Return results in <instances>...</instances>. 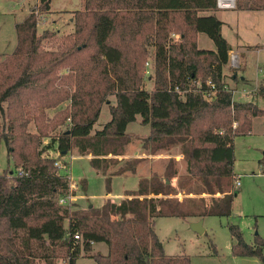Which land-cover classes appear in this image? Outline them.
Here are the masks:
<instances>
[{
	"label": "trees",
	"instance_id": "1",
	"mask_svg": "<svg viewBox=\"0 0 264 264\" xmlns=\"http://www.w3.org/2000/svg\"><path fill=\"white\" fill-rule=\"evenodd\" d=\"M38 5L47 11L49 0ZM234 8L264 10V0H235ZM216 10V0H83L72 12L73 30L61 37L48 29L38 33L36 9L15 24L16 45L0 57V145L13 166L0 174V264H55L59 258L75 264L81 252L93 264H190L187 255L165 253L153 219L229 216L234 138L249 133L254 118L264 120V107L234 100L223 81L230 45ZM199 33L214 50L198 48ZM148 46L154 49L151 90L144 85ZM207 80L217 89L210 100L203 96ZM256 92L264 99V83ZM64 102L49 118L47 110ZM106 102L110 119L94 130ZM136 115L149 126L144 150L178 146L186 173L177 186L170 183L177 171L168 159L162 178H139L118 202L105 199L83 209L58 204L69 192V179L44 152L75 149L92 155L94 168L99 162L105 168L118 161L107 156L122 155L129 144L126 127ZM44 138H50L45 146ZM124 163L117 174L135 166ZM259 163L264 172V156ZM19 168L26 174L18 175ZM180 192L199 197L179 199ZM229 229L233 255L263 260L259 242L250 246L236 225ZM94 243H104L107 253L91 252Z\"/></svg>",
	"mask_w": 264,
	"mask_h": 264
},
{
	"label": "rangeland",
	"instance_id": "2",
	"mask_svg": "<svg viewBox=\"0 0 264 264\" xmlns=\"http://www.w3.org/2000/svg\"><path fill=\"white\" fill-rule=\"evenodd\" d=\"M18 0H0V57L8 55L12 52L16 45L15 24L21 22L26 16L29 5L32 0H29L28 5L25 4L23 9L17 7ZM81 0H51L52 13L47 14L45 10L37 9L38 2L35 4L38 15V33L41 34L45 29L58 33V37L66 34L68 30L66 26V14L58 13L60 11H69L71 9L80 8ZM26 3V0H22ZM57 12V13H56ZM69 15V14H68ZM220 15L228 20H233L238 24V30L232 28L223 29V34L227 36L233 46L237 43H242L244 46V53L239 60V66L233 67L228 62L224 66V82L228 88L232 90L233 99L236 101H252L260 107H264V101L249 97L247 94L256 92L257 87L264 83V11L253 12H235L231 9L228 12L221 11ZM72 16V15H71ZM53 19L61 20L57 25L53 26L51 21ZM235 24V23H234ZM234 27V26H233ZM174 38H178L177 35ZM199 48H215L212 40L202 33L199 43ZM147 57L145 59L144 67V85L147 90L153 88L155 68H154V49L147 47ZM148 63V64H147ZM148 70V73H146ZM233 76H245L247 86L238 84L233 81ZM242 90V91H241ZM244 94V95H242ZM254 94V93H253ZM254 94V96H255ZM250 95V94H249ZM110 104L114 103V96H109ZM108 103H104L101 107L98 119L94 123L95 129H100L109 119ZM66 107V102L62 103L54 109H48V117H52L56 111ZM65 128V125L58 126L52 133H58ZM31 131L34 126L29 125ZM149 126L141 123L140 115H136L134 121L130 122L126 127V133L130 137V142L124 149L123 154L132 155L129 157L119 159V155L109 154L107 158L117 159L116 163H107L106 169L113 174L116 170L125 165V161H133L135 167L138 166L140 160L146 158L142 157V153L148 152L142 147L143 140L147 137ZM50 141V138H44L43 145L45 146ZM234 164L233 172L234 179L239 180V185L233 187L235 191L232 202V212L229 216H212L206 215L202 218L198 216H160L155 217L154 228L160 242L163 245L164 251L167 255H187L190 258V264H264V172H262L260 159L264 156V120L261 117H256L252 122L251 131L247 134L237 135L234 138ZM139 151L138 155L133 156L134 151ZM162 150V149H161ZM167 154L173 155L169 159L174 160V168L177 175L171 178L170 183L173 187L177 186V181L180 176L186 173V162L183 155L180 153L178 146L167 147ZM149 153V152H148ZM68 163L66 158L56 155V151H45L44 155L54 157L60 161L65 167L67 175H70L72 184H75L73 190L74 199L67 205L73 203L72 209L86 208L89 205L100 206L105 199L112 201H120L123 198L124 190H134L137 185V175L128 176L125 174L111 176L110 191L107 193L105 174L96 173L95 168L90 165L89 159L85 157L75 156L76 151L72 149L68 152ZM122 154V155H123ZM175 154H179L178 160ZM74 155V156H73ZM78 155V154H77ZM92 158V155H81ZM168 161V160H167ZM167 161L164 163L155 162L154 168L156 172L163 177V172ZM8 165V166H7ZM102 165V164H100ZM99 165V166H100ZM102 167V166H101ZM100 167V168H101ZM140 167V166H139ZM12 169V163H7L6 148L4 143L0 145V174L5 169ZM104 168V167H102ZM129 168V167H128ZM61 170L58 169L59 173ZM129 171V170H126ZM125 171V172H126ZM159 172V173H158ZM124 173V172H123ZM70 178L69 182H70ZM82 182L85 186L82 187ZM107 194V195H106ZM75 195V196H74ZM179 199L185 197L198 198L199 196L188 195L180 192L176 195ZM206 196V195H204ZM199 219L203 220L204 231L202 233L195 232L191 229L190 224ZM236 225L241 233L245 243L254 246L256 242L261 244V254L263 260L256 256H240L233 255L231 246L235 242L231 235L229 227ZM105 245V244H104ZM101 248V246H99ZM105 247H107L105 245ZM97 246L93 247V253H100ZM81 252L80 257L75 264H90L92 259ZM37 264H45L43 260H38ZM55 264H67V260L62 258L56 259Z\"/></svg>",
	"mask_w": 264,
	"mask_h": 264
},
{
	"label": "crops",
	"instance_id": "3",
	"mask_svg": "<svg viewBox=\"0 0 264 264\" xmlns=\"http://www.w3.org/2000/svg\"><path fill=\"white\" fill-rule=\"evenodd\" d=\"M28 2H29V0H26V3H24V2H22V0H18V1H16V5H17V7H21L22 6V8L21 9H23L24 7H25V4H27L28 5ZM39 3V0H32V2H30L29 3V5H31V3H32V5H31V7H30V9H28V12H27V15H28V13L32 10V9H34V6H35V4L36 3ZM29 5H28V8H29ZM38 5V4H37ZM82 5H83V0H81L80 1V8H82ZM80 8H77V9H80ZM52 7H51V0H49V9L46 11V13L47 14H50V15H54L55 13H52ZM74 10H76V9H71V10H69V11H60V12H58V13H61V14H66L67 15V17H66V20H67V22H66V26H67V28H68V30L66 31V34H68V33H70L72 30H73V24H72V12L74 11ZM229 10H231V9H217L215 12H214V14L217 16V18L222 22V26H221V33H222V35H223V37L226 39V41L228 42V44L230 45V51L229 52H234V53H236V54H238V57H239V59L238 60H240L241 58H242V55H243V53H244V49L242 48L244 45L242 44V43H237L236 42V44L233 46V44L232 43H230L229 42V40H228V38H227V36L226 35H224L223 34V29L226 27V28H229L230 30H232V28H235L236 30H238V24H237V22H236V20L235 21H233V20H228L227 18H223L222 17V15H220V12L221 11H226V12H228ZM233 10H235V12H253V11H264V10H237V9H235V8H233ZM57 13V12H56ZM207 13H210V12H204V14H207ZM69 14V15H68ZM61 20H57V19H53L52 21H51V24L53 25V26H55V25H57L59 22H60ZM235 23V24H234ZM234 26V27H233ZM58 34V33H57ZM201 34L202 33H199L198 34V38H197V44L199 43V40H200V37H201ZM198 48H199V46H198ZM202 49H204V48H202ZM208 50H214L215 48H207ZM239 63H240V61H239ZM228 64V63H227ZM240 65H241V63H240ZM223 73H224V68H223ZM225 74V73H224ZM224 77H225V75H224ZM233 81H237L238 80V84H242V85H244V86H247L248 84L246 83V77L245 76H240V78L238 77V76H233V78H231ZM154 84V83H153ZM261 85V84H260ZM242 91V90H241ZM255 91V90H254ZM253 91V93L255 94V92ZM256 91H257V89H256ZM252 92L251 93H249V94H247V96H249V97H251V96H253L254 98H257V99H260V100H262V101H264V99L263 98H261L260 96H258L257 95V93L255 94V96H254V94H253ZM242 95H244V94H242ZM113 104V103H112ZM109 109V108H108ZM255 119V118H254ZM254 119H253V121H254ZM94 128V127H93ZM94 130H96L95 128H94ZM148 133H149V131H148ZM148 133H147V135H148ZM147 135H145V137L147 136ZM49 152H52V150H48ZM138 153H140L138 150L137 151H134L133 152V156H136V155H138ZM56 155H59V152L58 151H56ZM68 152L67 153H65V154H61L60 155V157H62V158H66V163H68ZM74 156V155H73ZM75 156H80V157H85V158H87V159H89V161L92 159V158H88V157H86V156H81V155H77V154H75ZM172 156L173 155H170V154H167V152H166V148H164V149H162V150H159L158 152H156V153H148V152H145V153H142V157H144V158H146V159H144V160H140V162H139V164H138V166H134V167H132V169L131 170H129V171H126V172H124V173H122V174H125V175H128V176H132V175H137V183H138V180H139V178H141V177H149L150 175H151V173L152 172H156V170H155V168H154V163L155 162H160V163H164L165 161H167L170 157L172 158ZM119 159H122V158H126V157H129V159H132V155H128V153L127 154H123V155H119V156H117ZM180 157V155L179 154H175V158H176V160H178V158ZM119 161V160H118ZM100 164H102V162H99L98 163V165H100ZM90 165H91V163H90ZM135 165V164H134ZM140 166V167H139ZM101 167V165L98 167V168H95V171H96V173H102V174H105L106 176H105V179L106 178H110V180H111V176H117V175H122V174H113V172H109L108 171V169H106V167L105 168H100ZM159 173V172H158ZM172 181V180H171ZM136 188H137V185H136ZM135 188V189H136ZM110 191V190H109ZM125 191L126 190H124V193H125ZM107 193H109V192H107ZM107 195V194H106ZM125 197V195L123 194V198ZM118 202V201H117ZM94 207H98V206H94ZM95 246H97L98 248H100L99 246H101V248H102V251L100 252L101 254H106L107 253V247H105V245H104V243H94L93 244V247H95ZM101 248H100V250H101ZM92 259V258H91ZM75 263H76V261H75ZM94 262H93V260H92V262L90 263V264H93Z\"/></svg>",
	"mask_w": 264,
	"mask_h": 264
},
{
	"label": "built area",
	"instance_id": "4",
	"mask_svg": "<svg viewBox=\"0 0 264 264\" xmlns=\"http://www.w3.org/2000/svg\"><path fill=\"white\" fill-rule=\"evenodd\" d=\"M234 7H235V0H216V8L217 9H233ZM238 59H239L238 54H236L234 52L229 53V63L231 64V66L238 67L239 66V60ZM146 73H148V70H146ZM206 87H207V89L203 92V96H204V98L210 100L216 94V90H217L216 85L213 82L207 80L206 81ZM54 165L59 170L64 169V170H61V172L63 171V173H61V174L67 175L66 171L68 170V167H65L62 163H60V161H58L56 159L54 161ZM24 173L26 174V172H23L21 168L17 169L18 175H22ZM67 177L70 178V175L68 174ZM71 182H73V181H71V178H70L69 192L67 195L60 196L57 199L58 204L67 205L71 200L74 199L72 194H73V190H75L74 188L76 186L74 183L72 184ZM238 185H239V180L235 178L234 186H238ZM73 237L75 240L81 239V236L79 233H75L73 235Z\"/></svg>",
	"mask_w": 264,
	"mask_h": 264
},
{
	"label": "water",
	"instance_id": "5",
	"mask_svg": "<svg viewBox=\"0 0 264 264\" xmlns=\"http://www.w3.org/2000/svg\"><path fill=\"white\" fill-rule=\"evenodd\" d=\"M167 182H168V181H167ZM235 194H236V193H234V195H235ZM202 223H203V220H202V219H199V220H197V221H195V222H192V223L190 224V227H191V229H192L193 231L198 232V233H202V232L204 231V227H203Z\"/></svg>",
	"mask_w": 264,
	"mask_h": 264
}]
</instances>
